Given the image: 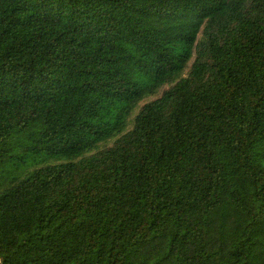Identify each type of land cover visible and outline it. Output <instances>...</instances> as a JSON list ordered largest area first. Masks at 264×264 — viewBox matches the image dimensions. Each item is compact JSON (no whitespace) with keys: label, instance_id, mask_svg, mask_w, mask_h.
I'll return each instance as SVG.
<instances>
[{"label":"trees","instance_id":"trees-1","mask_svg":"<svg viewBox=\"0 0 264 264\" xmlns=\"http://www.w3.org/2000/svg\"><path fill=\"white\" fill-rule=\"evenodd\" d=\"M0 261L264 264V0H0Z\"/></svg>","mask_w":264,"mask_h":264},{"label":"water","instance_id":"water-1","mask_svg":"<svg viewBox=\"0 0 264 264\" xmlns=\"http://www.w3.org/2000/svg\"><path fill=\"white\" fill-rule=\"evenodd\" d=\"M0 264H1V261H0Z\"/></svg>","mask_w":264,"mask_h":264},{"label":"rangeland","instance_id":"rangeland-1","mask_svg":"<svg viewBox=\"0 0 264 264\" xmlns=\"http://www.w3.org/2000/svg\"><path fill=\"white\" fill-rule=\"evenodd\" d=\"M111 145V144H110Z\"/></svg>","mask_w":264,"mask_h":264}]
</instances>
